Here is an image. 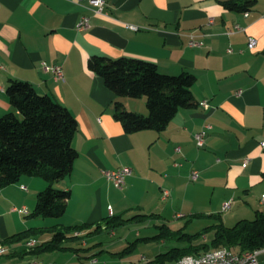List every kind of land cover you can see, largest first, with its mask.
I'll return each mask as SVG.
<instances>
[{"label":"crops","instance_id":"0c3cea01","mask_svg":"<svg viewBox=\"0 0 264 264\" xmlns=\"http://www.w3.org/2000/svg\"><path fill=\"white\" fill-rule=\"evenodd\" d=\"M228 1L234 0H107L105 14L98 15L87 1L0 0V118L15 111L6 90L16 79L53 97L79 124L73 141L79 157L73 172L54 184L55 189L71 192L60 222L42 226L29 217L38 194L48 187L43 179L23 176L0 188V245L10 249L0 256V264L37 263L34 256L47 254L29 253L28 241L2 243L32 228L97 226L111 216L153 215L94 234L107 235L97 246L102 253L117 256L132 235L127 231L120 235V230L131 224L159 234V226L176 231L195 215L204 217L187 228L196 220L211 225L213 219L205 217L210 215H221L229 227L264 214V0L244 13L228 10L223 5ZM85 16L91 20L90 28L79 31ZM236 25L242 30L229 34ZM250 38L256 40L253 47ZM191 39L202 45L191 47ZM93 56L148 60L166 75L192 73L197 77L192 88L196 106L180 110L161 133L127 134L114 118L116 103L148 115L146 99L116 97L89 69ZM43 63L61 66L65 81L45 73ZM203 101L208 105L202 106ZM206 126L211 129L199 148L195 136ZM122 167L131 168L132 174L119 189L103 172ZM195 171L199 178L192 181ZM226 203L231 206L223 211ZM152 237L137 234L138 239ZM44 238L36 239L37 245L51 240V235ZM208 239L209 235L204 237ZM69 242L90 248L85 239ZM79 249L70 246L49 253L50 264H85ZM259 261L264 264V253Z\"/></svg>","mask_w":264,"mask_h":264},{"label":"trees","instance_id":"16d2710c","mask_svg":"<svg viewBox=\"0 0 264 264\" xmlns=\"http://www.w3.org/2000/svg\"><path fill=\"white\" fill-rule=\"evenodd\" d=\"M258 0H234L224 2L228 10L249 12ZM89 69L103 79L105 86L116 97L132 99L145 98L148 115L129 111L117 102L114 118L121 123L127 134L152 130L165 131L182 109L196 106L192 88L197 77L192 73L173 76L160 72L154 62L121 57L93 56ZM7 97L14 112L0 118V188L20 182L23 176L41 178L48 183L46 190L37 196L36 206L30 218H62L71 198L70 191L54 188V184L69 177L74 169L79 153L73 146L79 124L74 115L50 95H41L28 82L11 79ZM153 215H124L106 218L104 224H80L75 226L55 225L47 228H32L18 233L3 244L13 245L30 240H40L46 234L51 240L35 244L29 248L32 254L53 253L66 250L69 241L84 240L101 233L103 228L117 230L132 221H144ZM203 215H195L179 230H172L166 224L159 226V234L137 241L173 240L187 244L160 254L154 264H180L187 256H202L216 249L227 248L238 254L264 249V214L258 213L253 220L239 221L227 227L221 215L205 216L213 219L210 226L191 234L186 231L190 222ZM85 233L82 237V234ZM211 239L204 240L209 233ZM77 233H80L78 236ZM132 243L122 254L131 253ZM81 249L77 250L80 252ZM9 254V253H8ZM6 254V256L8 255ZM11 256V254H10Z\"/></svg>","mask_w":264,"mask_h":264},{"label":"rangeland","instance_id":"374dc122","mask_svg":"<svg viewBox=\"0 0 264 264\" xmlns=\"http://www.w3.org/2000/svg\"><path fill=\"white\" fill-rule=\"evenodd\" d=\"M62 219H53V218H42V217H38L35 219V223H38L36 225H52L49 224V222H54V223H58L60 222ZM183 221V223H182ZM179 221L181 222V225H179V227H181L184 224V220ZM178 225V223H175ZM54 225V224H53ZM208 225H210V222L204 221V220H196L192 225L189 226V228H187V232L194 234L197 233L201 230H203L205 227H207ZM236 224H229V227H233ZM178 227V228H179ZM122 231H127L129 233H131V237L129 239V242H127L126 244L122 245L121 250L122 252L131 245V243H138L136 246H134L133 248H135L131 253H125L122 255H112L109 252H103L99 246H97L98 243H100V240H103L107 235H94L93 237H86L85 240L89 242L90 248L85 249L81 242H67L65 245H67L68 247H76L77 249L80 248L82 249L81 255L83 256V262L85 264H93L95 261H97V263L95 264H147L148 259H154L156 258L158 255H160L161 253H166L168 252L171 248L173 247H178V246H182L183 244H181V242L179 241H166V243L160 242V241H137V234L139 232L142 233L143 237H152L156 234H158V232L154 229H145V227L141 226V225H136V224H131L129 226H127L125 229L120 230V235ZM209 239L212 238L213 233H209ZM44 240V237H40V240ZM117 240H120L119 237L116 238ZM36 240H30L27 242V248H28V243L33 242ZM37 242V241H36ZM99 245V244H98ZM6 251H10L9 248H7L6 246H4ZM218 250V249H216ZM215 251V250H213ZM211 252V251H210ZM206 254V253H205ZM51 255V254H50ZM49 253L47 254H43V255H36L33 258H35V260L37 261V263H43V264H50L51 261L50 259H48L50 257ZM144 256L145 259L143 258V262H141L140 258ZM27 264L29 263L28 260H24L22 261V264ZM36 263V262H35ZM31 264H34L31 263ZM181 264V263H180Z\"/></svg>","mask_w":264,"mask_h":264},{"label":"built area","instance_id":"2783aa9c","mask_svg":"<svg viewBox=\"0 0 264 264\" xmlns=\"http://www.w3.org/2000/svg\"><path fill=\"white\" fill-rule=\"evenodd\" d=\"M82 1H87L90 4H92L95 9L94 12L98 15H103L105 14V10L107 7V0H80ZM91 25V20L89 17L85 16L83 17L77 28L79 31H86L90 28ZM131 29L134 30H138L137 27L135 26H129ZM242 28L239 25H236L234 30L229 31V34H233L235 33V31H241ZM191 47H200L202 45V43H200L199 41L195 40V39H191L189 42ZM256 44V40L254 38H250L249 40V45L250 47L255 46ZM43 70L45 71V73H52L54 75V77L56 78V80L58 81H65V76H64V71L62 69L61 66L57 65V66H51L47 63H43ZM202 106H207L208 102L207 101H203L201 103ZM207 129H211V126H206V128L202 131H200L199 133L196 134L195 139H196V144L199 148L204 147L205 145V140H206V136H207ZM262 145L264 146V142L262 143ZM177 151H180V148L176 149ZM248 161L245 162L244 166H247ZM104 176L106 177V179L110 182H112L115 187L119 188V189H123L126 185V179L127 177H129L132 174V169L129 167H122L116 170H109V171H104L103 172ZM192 181H196L199 178V174L197 171L192 172L191 176H190ZM23 190H27L26 187L22 186ZM164 197H168L169 196V191L165 190L164 192ZM230 203H226L223 207V211H227L230 208ZM25 212V210H24ZM34 264H43V263H34ZM214 264H219V261L217 263ZM228 264H260L259 258H252V253H249V255H247V257H241L237 262H230Z\"/></svg>","mask_w":264,"mask_h":264},{"label":"bare ground","instance_id":"6f19581e","mask_svg":"<svg viewBox=\"0 0 264 264\" xmlns=\"http://www.w3.org/2000/svg\"><path fill=\"white\" fill-rule=\"evenodd\" d=\"M79 236L80 233H77ZM35 242L28 243V247L32 248ZM6 250L3 245H0V256L5 255ZM249 253H252V258H259L264 253L262 250L249 251L243 254H238L230 251L227 248L218 249L215 251L208 252L202 256H187L180 262L181 264H214L219 261V264H228L230 262H237L241 257H247Z\"/></svg>","mask_w":264,"mask_h":264}]
</instances>
